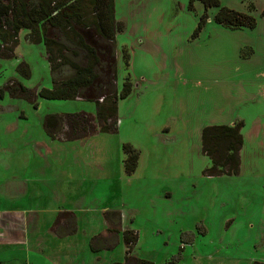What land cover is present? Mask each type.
Instances as JSON below:
<instances>
[{"label": "rangeland", "instance_id": "rangeland-1", "mask_svg": "<svg viewBox=\"0 0 264 264\" xmlns=\"http://www.w3.org/2000/svg\"><path fill=\"white\" fill-rule=\"evenodd\" d=\"M114 1L123 24L118 91L126 82L132 89L118 98L117 132L52 140L46 116L95 115L96 104L35 96L51 89L52 79L44 44L31 43L27 29L19 31L15 55L0 56V161L8 162L0 166L2 248L11 240L39 241L61 207H74L85 232L78 244L87 246L104 225L102 212L114 210L120 230L137 234L133 254L153 264H264V0H219L209 8L201 0ZM224 6L255 18L254 27L217 23ZM19 86L27 94L18 95ZM209 126L239 127V174L205 175L216 171L202 151ZM125 144L139 153L131 175ZM22 173L26 183L11 178ZM69 194L79 196L68 201ZM125 251L121 238L101 258L122 262ZM81 254L78 264L94 263L87 247ZM0 264L20 262L0 255Z\"/></svg>", "mask_w": 264, "mask_h": 264}, {"label": "trees", "instance_id": "trees-1", "mask_svg": "<svg viewBox=\"0 0 264 264\" xmlns=\"http://www.w3.org/2000/svg\"><path fill=\"white\" fill-rule=\"evenodd\" d=\"M205 8L218 6L219 0H201ZM193 0H190L192 5ZM203 14L196 35L206 23ZM217 23L230 28H252L255 18L221 7L214 16ZM123 24L116 19L114 0H0V56L11 58L18 44L19 31L27 29L31 43L42 42L49 64L52 88L41 89L35 96L47 100H81L96 104L95 115L87 113L48 115L43 127L55 141L80 140L96 131L114 133L118 127V98L131 93V84L124 83L121 92L117 86L116 35ZM10 89V88H9ZM14 94L13 92H11ZM18 95L27 94L19 86ZM0 96L3 89L0 88ZM202 151L209 156L216 171L207 176L237 175L240 169L239 152L243 140L238 126H209L201 135ZM124 169L128 175L135 172L139 153L129 144L123 146ZM108 224V236L91 239L92 252L110 250L118 244L122 233L126 247L124 261L111 264H153L137 257L133 249L138 238L132 230L121 232V214L109 210L103 214ZM75 228V218L68 213L59 215ZM75 234V230H71ZM253 264H263L254 262Z\"/></svg>", "mask_w": 264, "mask_h": 264}, {"label": "crops", "instance_id": "crops-1", "mask_svg": "<svg viewBox=\"0 0 264 264\" xmlns=\"http://www.w3.org/2000/svg\"><path fill=\"white\" fill-rule=\"evenodd\" d=\"M5 153H8V152H5ZM44 153H47V152H44ZM45 156L47 157V155H45ZM6 163H8V162L0 161V166L6 165ZM29 164L35 165V163H29ZM42 168L45 171L47 170L46 166H44ZM23 176H24V173H22V175H13L11 178H13L14 180L17 179V182H20V180L24 178ZM14 180H10V182H12ZM5 181H6V179H4L0 182V197H1V193H2L3 189L5 188V187H3V184L5 183ZM23 181L25 182V179H23ZM60 181L63 182L65 180H60ZM17 182H16V186H17ZM14 192H15V189H14ZM25 194H26V191H25L24 195ZM55 194L57 196L56 202L60 205L61 202H63L62 200H64V199H62L63 194H61V192H58V191H56ZM71 195L72 194H69L66 200L69 201L71 198L75 199L77 196H79V195L75 196V194H74V196L71 197ZM34 209H37V208H33V210ZM56 209H57V206L56 207L54 206L52 209L42 210V211H50V210L56 211ZM37 210H39V209H37ZM59 210L60 211L57 214L52 226L47 230L49 233L47 234V236L42 237L39 241L30 240V241H27V243L23 244V243H20L18 241H12L11 240V241H9L10 247L2 248L6 245L7 242H6V240H4L6 238H3L1 233H0V255L8 256V259L11 262L18 261V262H20V264H78L79 260H80V255H82L81 251L84 252V248L87 247L89 252L92 255H94L93 256L94 258H92V261L94 262L93 264H111L113 262H120V261H113V260H111L109 262H104L103 261L104 259L101 258V255H102L101 252L108 253V252L115 250V248L119 246L120 239L122 238V233H120L118 235V244L116 245V247H114L110 250H104L103 249V250L98 251V252H92L90 249L91 239L93 237L98 236V235L108 236L107 235L108 224L106 223L104 217H103L104 225L102 226L101 229L100 228L97 229L98 231L94 230L97 232L92 233L88 237V239L86 241L87 242V246H86V243L81 244L80 241H79V244L76 243V241H78V240H84V238H82L83 237L82 235H84V233H85L84 230L80 231V227H79L80 209L74 208V207H70L69 209H66V208L61 207ZM14 211L17 213L22 212V211H18V210H14ZM105 211H109V210H105ZM105 211H103L102 213L104 214ZM118 212L120 213V211H118ZM62 213L71 214L75 218V228L71 224L69 225L67 223V219H62L59 223V226L53 228V226L57 222V219L59 218V215ZM41 214H43V216H44L45 212H43ZM121 222H122V217H121ZM46 223H48V220ZM86 224H87V222H86ZM71 230H75V234H71ZM122 231L123 230H121V232ZM85 239H86V237H85ZM122 242H123V239H122ZM122 254L125 257V252H122Z\"/></svg>", "mask_w": 264, "mask_h": 264}]
</instances>
